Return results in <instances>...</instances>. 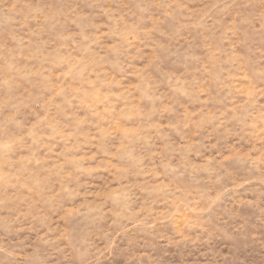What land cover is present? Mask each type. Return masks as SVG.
<instances>
[{"label":"rangeland","instance_id":"1","mask_svg":"<svg viewBox=\"0 0 264 264\" xmlns=\"http://www.w3.org/2000/svg\"><path fill=\"white\" fill-rule=\"evenodd\" d=\"M0 264H264V0H0Z\"/></svg>","mask_w":264,"mask_h":264}]
</instances>
